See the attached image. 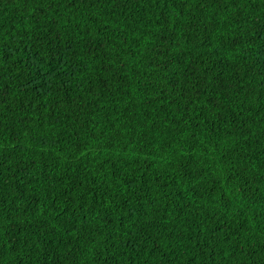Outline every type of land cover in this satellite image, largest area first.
I'll use <instances>...</instances> for the list:
<instances>
[{"label": "trees", "instance_id": "16d2710c", "mask_svg": "<svg viewBox=\"0 0 264 264\" xmlns=\"http://www.w3.org/2000/svg\"><path fill=\"white\" fill-rule=\"evenodd\" d=\"M0 264H264V0H0Z\"/></svg>", "mask_w": 264, "mask_h": 264}]
</instances>
